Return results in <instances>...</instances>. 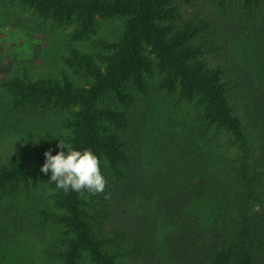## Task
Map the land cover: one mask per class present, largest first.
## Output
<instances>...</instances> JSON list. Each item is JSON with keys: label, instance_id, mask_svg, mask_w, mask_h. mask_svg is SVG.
<instances>
[{"label": "trees", "instance_id": "obj_1", "mask_svg": "<svg viewBox=\"0 0 264 264\" xmlns=\"http://www.w3.org/2000/svg\"><path fill=\"white\" fill-rule=\"evenodd\" d=\"M10 1L40 28H71L58 75L0 81L12 111L59 117L57 132L0 157V243L48 228L47 264H264V77L232 54L215 17L250 23L264 44V0H209L215 16L186 12L194 0ZM158 95L191 121L152 133L148 166L140 140ZM60 142L95 153L102 192H64L40 172ZM134 202L167 227L161 243Z\"/></svg>", "mask_w": 264, "mask_h": 264}, {"label": "rangeland", "instance_id": "obj_2", "mask_svg": "<svg viewBox=\"0 0 264 264\" xmlns=\"http://www.w3.org/2000/svg\"><path fill=\"white\" fill-rule=\"evenodd\" d=\"M194 2V5L184 6L186 12L201 9V12L208 11L215 16L216 9L209 0ZM215 17L222 18L220 19L223 21L222 24H226L225 33L226 31L230 33L226 45L232 54L243 65L260 68V74L264 77V44L257 39L254 27L250 23L244 24L237 17L233 22L223 16ZM70 28V26L40 28L36 24L35 15L29 9L20 7L10 0H0V81L24 70L32 77L58 75L59 70L63 68L59 55L66 53L64 37ZM113 28L111 22H101L98 33L108 36L112 34ZM77 46L86 51L91 50L89 41L80 42ZM162 102L159 95L158 98L149 101L152 106L145 115L147 122L144 121L142 127L141 149L148 166H153L152 155L155 152L154 144H151L154 140L152 133L157 135L161 133L165 136L166 133L179 132L187 129L191 121L185 109H168ZM8 104V97L0 85V157L17 152L26 138L37 139L45 131L59 130L58 114L47 116L20 114L12 111ZM18 200L14 198L9 204L14 206ZM19 207L28 209L29 203H23ZM131 208H136L141 214L150 215L156 227L155 239L161 243L167 227L152 207L150 205L143 207L140 202H134ZM6 238L1 239L0 243V264H47L44 249L51 239L50 229L28 228Z\"/></svg>", "mask_w": 264, "mask_h": 264}, {"label": "clouds", "instance_id": "obj_3", "mask_svg": "<svg viewBox=\"0 0 264 264\" xmlns=\"http://www.w3.org/2000/svg\"><path fill=\"white\" fill-rule=\"evenodd\" d=\"M61 150H46L44 162L40 165V172L50 175L49 182H54L57 189L64 192L88 191L102 192L105 177L100 170V164L95 153L88 148L78 149L60 142Z\"/></svg>", "mask_w": 264, "mask_h": 264}]
</instances>
